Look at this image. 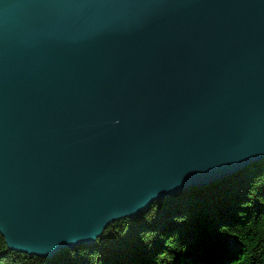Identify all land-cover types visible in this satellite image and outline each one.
Here are the masks:
<instances>
[{
  "label": "water",
  "instance_id": "95a60500",
  "mask_svg": "<svg viewBox=\"0 0 264 264\" xmlns=\"http://www.w3.org/2000/svg\"><path fill=\"white\" fill-rule=\"evenodd\" d=\"M264 160V0H0V232L53 258Z\"/></svg>",
  "mask_w": 264,
  "mask_h": 264
},
{
  "label": "trees",
  "instance_id": "16d2710c",
  "mask_svg": "<svg viewBox=\"0 0 264 264\" xmlns=\"http://www.w3.org/2000/svg\"><path fill=\"white\" fill-rule=\"evenodd\" d=\"M0 264H264V160L164 197L53 258L11 251L0 232Z\"/></svg>",
  "mask_w": 264,
  "mask_h": 264
},
{
  "label": "bare ground",
  "instance_id": "6f19581e",
  "mask_svg": "<svg viewBox=\"0 0 264 264\" xmlns=\"http://www.w3.org/2000/svg\"><path fill=\"white\" fill-rule=\"evenodd\" d=\"M184 192V191H183ZM150 238V237H149Z\"/></svg>",
  "mask_w": 264,
  "mask_h": 264
}]
</instances>
